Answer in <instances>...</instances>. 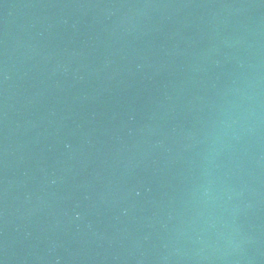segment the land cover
<instances>
[{"label":"water","instance_id":"1","mask_svg":"<svg viewBox=\"0 0 264 264\" xmlns=\"http://www.w3.org/2000/svg\"><path fill=\"white\" fill-rule=\"evenodd\" d=\"M0 264H264V0H0Z\"/></svg>","mask_w":264,"mask_h":264}]
</instances>
